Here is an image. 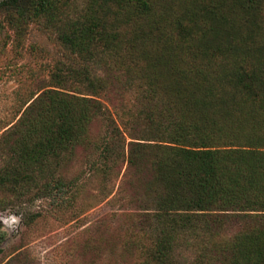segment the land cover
Returning <instances> with one entry per match:
<instances>
[{
	"label": "trees",
	"instance_id": "1",
	"mask_svg": "<svg viewBox=\"0 0 264 264\" xmlns=\"http://www.w3.org/2000/svg\"><path fill=\"white\" fill-rule=\"evenodd\" d=\"M81 1L71 18L75 0H0L14 41L42 22L102 73L69 69L26 96L0 135V189L77 149L92 175L121 160L110 231L139 264H264V0ZM125 95L130 114L112 103Z\"/></svg>",
	"mask_w": 264,
	"mask_h": 264
},
{
	"label": "rangeland",
	"instance_id": "2",
	"mask_svg": "<svg viewBox=\"0 0 264 264\" xmlns=\"http://www.w3.org/2000/svg\"><path fill=\"white\" fill-rule=\"evenodd\" d=\"M75 5L69 12L71 18L79 15L82 1L75 0ZM12 12L19 11L13 7ZM83 67H91L96 75H102L90 63L84 65L70 55L58 43L54 30L42 22L27 24L20 39L14 41L4 12L0 11V135L39 84L52 75L67 76L69 69L78 72ZM65 87H75L73 80ZM112 103L127 114L137 105L130 95ZM106 107L110 109L108 104ZM102 131L100 120L89 127L93 139H99ZM7 148L8 144L0 142V168L7 160ZM86 164L84 152L77 149L73 156L51 162L49 172L23 184L18 193L0 189V264L140 263L135 252L123 251L122 237L110 231L111 214L125 206L123 194L115 203L108 202L120 182L124 163L118 160L107 177L92 175ZM57 181L62 183L63 192L52 196L43 193V186ZM13 217L16 223H11ZM181 254L189 258L186 251Z\"/></svg>",
	"mask_w": 264,
	"mask_h": 264
},
{
	"label": "clouds",
	"instance_id": "3",
	"mask_svg": "<svg viewBox=\"0 0 264 264\" xmlns=\"http://www.w3.org/2000/svg\"><path fill=\"white\" fill-rule=\"evenodd\" d=\"M17 220L15 217L11 218V223H16ZM5 224H9V221H5Z\"/></svg>",
	"mask_w": 264,
	"mask_h": 264
}]
</instances>
